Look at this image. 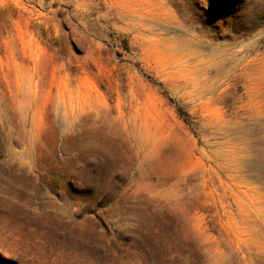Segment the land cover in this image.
Here are the masks:
<instances>
[{
    "label": "rangeland",
    "instance_id": "obj_1",
    "mask_svg": "<svg viewBox=\"0 0 264 264\" xmlns=\"http://www.w3.org/2000/svg\"><path fill=\"white\" fill-rule=\"evenodd\" d=\"M0 264H264V0H0Z\"/></svg>",
    "mask_w": 264,
    "mask_h": 264
}]
</instances>
